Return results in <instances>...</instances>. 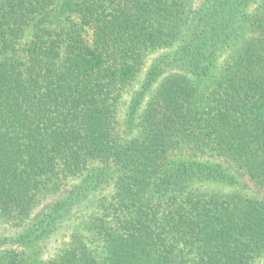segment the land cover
Returning a JSON list of instances; mask_svg holds the SVG:
<instances>
[{"label":"trees","instance_id":"16d2710c","mask_svg":"<svg viewBox=\"0 0 264 264\" xmlns=\"http://www.w3.org/2000/svg\"><path fill=\"white\" fill-rule=\"evenodd\" d=\"M256 262L264 0H0V264Z\"/></svg>","mask_w":264,"mask_h":264},{"label":"rangeland","instance_id":"374dc122","mask_svg":"<svg viewBox=\"0 0 264 264\" xmlns=\"http://www.w3.org/2000/svg\"><path fill=\"white\" fill-rule=\"evenodd\" d=\"M28 40V37L26 38V41ZM255 264H257V262L255 263Z\"/></svg>","mask_w":264,"mask_h":264}]
</instances>
